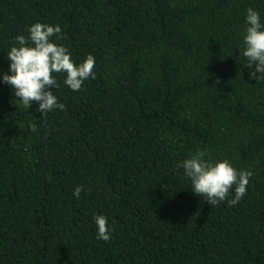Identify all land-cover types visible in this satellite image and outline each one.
Instances as JSON below:
<instances>
[{"label":"trees","instance_id":"16d2710c","mask_svg":"<svg viewBox=\"0 0 264 264\" xmlns=\"http://www.w3.org/2000/svg\"><path fill=\"white\" fill-rule=\"evenodd\" d=\"M249 7L264 23V0H0V76L36 23L60 27L51 40L75 65L95 58L81 91L53 73L65 108L47 116L0 81V264H264V78H248L242 54ZM197 150L253 173L235 206L193 195L177 165Z\"/></svg>","mask_w":264,"mask_h":264},{"label":"clouds","instance_id":"9594fccd","mask_svg":"<svg viewBox=\"0 0 264 264\" xmlns=\"http://www.w3.org/2000/svg\"><path fill=\"white\" fill-rule=\"evenodd\" d=\"M246 28L243 37V56L247 60L245 67L249 69L248 78L258 80L264 78V23H261L258 11L249 7L246 10ZM27 37H15L16 45L7 54L10 61L7 73L0 76V81L13 89L18 102L28 109L35 102L39 105L36 111L41 116H47L54 109L64 110L56 95L49 89H55L57 81L53 73H64V84L73 92L81 91L83 84L89 78L95 79V58L88 55L80 65H75L69 50L51 40L63 39L59 26H49L36 23L32 25ZM219 79L214 84H219ZM36 130L35 125H31ZM3 130L0 129V132ZM206 150H197L190 154L177 166L183 169L184 175L191 181L194 196H203L204 201L215 207L227 201L229 206H235L247 192V186L253 173L237 171L227 160L213 162L206 159ZM234 188V197L228 199ZM83 191L77 186L73 195L79 199ZM98 240L108 242L114 229L108 226L104 215L94 217Z\"/></svg>","mask_w":264,"mask_h":264}]
</instances>
